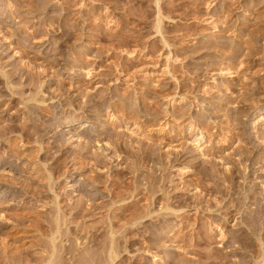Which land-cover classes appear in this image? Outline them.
<instances>
[{
    "label": "rangeland",
    "instance_id": "374dc122",
    "mask_svg": "<svg viewBox=\"0 0 264 264\" xmlns=\"http://www.w3.org/2000/svg\"><path fill=\"white\" fill-rule=\"evenodd\" d=\"M0 264H264V0H0Z\"/></svg>",
    "mask_w": 264,
    "mask_h": 264
},
{
    "label": "bare ground",
    "instance_id": "6f19581e",
    "mask_svg": "<svg viewBox=\"0 0 264 264\" xmlns=\"http://www.w3.org/2000/svg\"><path fill=\"white\" fill-rule=\"evenodd\" d=\"M162 6V5H161ZM232 138V137H231ZM255 221V220H254ZM256 223V222H255ZM253 224V223H252ZM256 228V227H255Z\"/></svg>",
    "mask_w": 264,
    "mask_h": 264
}]
</instances>
